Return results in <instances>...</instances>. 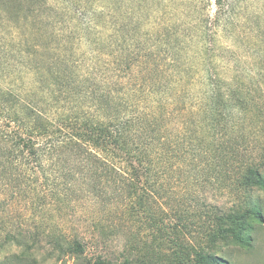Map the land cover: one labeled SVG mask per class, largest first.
Listing matches in <instances>:
<instances>
[{"label":"trees","instance_id":"trees-1","mask_svg":"<svg viewBox=\"0 0 264 264\" xmlns=\"http://www.w3.org/2000/svg\"><path fill=\"white\" fill-rule=\"evenodd\" d=\"M44 8L45 0H0V26L31 21ZM53 67L45 84L34 72L28 91L0 84V264H66L70 257L118 264L84 259L79 236L59 224L83 195L99 207V224L117 216V227L143 224L154 233L157 248L134 251L130 243L119 264H229L220 244L252 247L264 223L263 200L254 197L264 196V132L257 157L238 156L222 133L227 103L210 68L192 105L177 87L164 98L157 66L128 67V80L112 69L105 79L87 74L77 81L86 90L76 100L61 96L75 80ZM199 177L214 178L236 199L225 210H204L198 192L180 185L196 188ZM17 204L28 206L26 216L9 213ZM192 219L201 221L195 235L187 228Z\"/></svg>","mask_w":264,"mask_h":264},{"label":"rangeland","instance_id":"rangeland-1","mask_svg":"<svg viewBox=\"0 0 264 264\" xmlns=\"http://www.w3.org/2000/svg\"><path fill=\"white\" fill-rule=\"evenodd\" d=\"M45 4L31 21L0 26L3 88L20 93L36 87L32 85L34 72L45 84L50 77L47 67L54 66L75 80L68 88L71 94L61 96L70 99L72 95L76 100L86 90L77 81L87 74L92 80L105 79L112 69L128 80L132 72L128 67L153 65L158 67L154 81L167 94L164 98L169 101L177 87L185 101L196 105L210 68L212 81L227 103L224 139L244 159L257 155L264 132V0H45ZM198 181L196 188L191 181L180 185L198 192L204 210H225L236 199L214 178L199 177ZM254 197L263 200L264 207V196L256 192ZM77 199L60 213L58 221L67 232L79 236L84 259L101 257L119 264L133 246L130 243L137 244L134 251L159 246L147 226L131 229L124 222L117 227L113 220L117 216L100 218L104 225L99 224L101 212L92 199L84 195ZM13 206L8 207L9 213L28 214L27 205ZM199 224V219H192L187 228L195 235ZM165 240L161 246L170 253L172 242ZM219 248L229 264H264V223L255 227L249 250L222 244ZM66 264L82 261L70 257Z\"/></svg>","mask_w":264,"mask_h":264}]
</instances>
